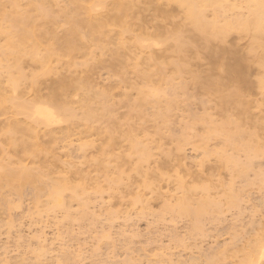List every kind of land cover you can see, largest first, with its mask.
Instances as JSON below:
<instances>
[{"label":"bare ground","instance_id":"6f19581e","mask_svg":"<svg viewBox=\"0 0 264 264\" xmlns=\"http://www.w3.org/2000/svg\"><path fill=\"white\" fill-rule=\"evenodd\" d=\"M58 1L8 0L9 8L7 9L5 0H0V38H4V44H0V53L4 55L5 59L3 68H0V70L2 69L0 76L2 72L7 74L8 87L13 91L17 88L23 90L25 87L28 92H33L32 98L17 101L13 93L7 94L8 89L5 86L3 88L0 79V116H5L3 121L0 119V135L13 156L14 154L15 156L16 154L27 155L26 157L31 158L30 160L34 158L35 163L39 157L42 159V156H46L47 159V154H51L52 147L51 144L49 147L40 141L42 136L39 132L42 130L40 126L49 134L46 133L47 136L53 137L49 140L55 142V135L51 136L50 133L54 132L56 127L52 129V125L57 123L60 126V122H66L65 127L71 129L73 121L74 124H77L78 120H81L82 125L86 124L87 127L82 129L85 132L89 128L90 130L93 127L96 128L94 124L99 122L101 124L102 121L104 122L103 119L109 121L110 124L108 122L109 125L104 130L108 135V140L105 142L107 146L108 144L109 146L114 145L113 143L117 141L115 133H121L122 129L117 131L121 125L116 121L117 119H114L115 116H111L115 106L113 100L111 103L109 101L111 91L109 94L108 90L94 92L91 89L88 75L95 67H103L111 71L118 76L121 83L129 81L126 72L131 68L132 73L141 80L142 87L136 88L133 84L130 85L137 91L135 99L130 100L126 93H122L121 100L124 106L128 107L129 118L169 121L171 110L176 106L175 98L161 96L154 89L149 90L144 87L160 84L165 80V69L170 67L171 75L169 76L170 83H168L170 87H173L172 80L187 74L189 81L179 83L178 88L184 90L190 86L199 93L206 94L215 103V108L218 110L215 111L220 112L222 116L220 122H215L208 115L193 117L192 114L191 118L194 119L188 125L184 124L187 133L182 134L183 137H180L179 141L177 140L181 142L176 148L181 149L184 144L192 143L187 130L198 124L202 125L203 132L201 135L198 134V139L196 136L198 140L196 146L206 150L209 140L220 138L225 146L232 148V153H226L224 150L212 153L218 157L221 165L230 171L232 177L245 180L246 185L251 183L247 176L251 170L253 171V159L264 153V120L253 121L250 118V101L241 88L242 82L245 81L243 67H246L247 59L237 56L235 52H230L223 46H217V43L223 42L232 29L251 34L253 41L246 54L252 55L259 66L264 69V57L257 52V48L264 50L261 42L264 36L263 0H241L240 3H243L242 5L247 9L246 15L238 14L229 18L225 16V13L228 10L241 7V4L228 0H65L64 7L53 11L51 5H56ZM163 3H173L181 7L183 22H173L170 16L164 14L160 7V4ZM98 7L105 8L103 14L96 13ZM207 9L212 10L215 14L210 20L205 17ZM145 11H151L149 18L146 17ZM220 17H222L221 20ZM60 26L64 27L60 30ZM127 34H131V41L127 39ZM131 47L139 48L140 53L137 54V49L133 51ZM143 48H148V52L142 54ZM93 50H97L99 55H107V59L97 58V56L94 58ZM77 55L84 56V63L80 64L86 67L83 70L84 77H75L68 73L58 75L57 69L51 65L53 60L58 63L63 62L66 72H70L72 68L76 67V64L78 65L74 61V57ZM87 57L93 61L88 62ZM26 59L38 66V71L24 72L23 63ZM202 59L207 60L208 68L206 70L194 69V63L202 61ZM52 75L56 77L50 84L46 83V96L42 93L44 96L42 98L41 92H39L41 79L49 78ZM257 84L260 88H264V76L258 79ZM42 85L44 89V84ZM172 94L174 91L170 93V95ZM73 95H81V97H77L79 100L76 99L79 104L74 105L77 108L79 106L76 110H80L79 116L78 113L76 114L79 117L78 120H73L76 113L75 107H71L74 102H72ZM116 105H119L117 101ZM201 105L203 106L202 103ZM148 106L152 107L154 111L147 113ZM60 115L65 116V122H62L64 116L61 119ZM20 116L23 119H20ZM69 116H71L70 120H68ZM70 121L72 122L69 123ZM251 122L253 129L250 130L251 127H247L249 129L247 130L244 125ZM127 127L129 130L126 128L122 137L126 136L131 143V153L136 156V163L132 170L139 173L142 172V163L150 155L149 148L134 134V131L141 128L140 126L131 124V127L129 125ZM101 133L103 132L101 131ZM104 147L106 145L102 147L103 149H99L101 153L103 151L101 156L106 155ZM207 150L205 153H209ZM239 154L244 156L243 160L239 159ZM99 158H97L98 161ZM17 162L15 164L9 156L7 160L6 158L0 159V190L6 187L10 193L20 194L23 188L33 187L37 199L40 193L44 194L45 192L46 202L44 203L47 208L63 207V195L68 191L70 198L78 201L82 208L86 205L84 196L87 193L85 194V185L82 183L85 182L82 176L84 173L81 174V179L83 178L82 182L80 180L81 183H73L72 180L63 177L64 175L57 178L52 176V179L47 181V173L52 174L50 169L45 171L43 167L37 165L27 167V165L20 164L18 160ZM165 163L167 162L164 161ZM46 165H49V162ZM99 165L102 166V170L106 169L103 161L99 162ZM119 170L117 169L116 172ZM121 171L117 172L116 177L114 175V178L109 179L111 188L121 183L123 176ZM205 171L204 169L203 172ZM209 175L211 176V174ZM158 177H161L160 174ZM205 178L204 182L194 185H188L184 182L185 180L179 178L177 185L181 190V196L174 203H164L158 216L170 213L176 217H186L190 221L188 231L190 229V233L193 232L194 235L202 234V222L206 221V218L216 216L215 214L220 213L221 210V199L216 200L210 197V189L213 188V184L210 183V177ZM152 185L153 183L150 181L143 180L144 189H151ZM237 190L232 182L225 187L224 198L227 206H237L239 196ZM195 195H199L198 198L195 199ZM1 199L3 204L1 206L6 204L5 206L10 210V204L12 205L9 203L10 200L8 202L6 198ZM140 200H142L140 196H133V203L141 202ZM181 247L184 250L188 249L186 244H182ZM221 247L219 246V248ZM245 247L242 248L243 250L241 249L242 251L240 250L243 256L239 259L238 264H264V230L261 229L259 233L255 234ZM236 248L233 250L236 251ZM227 250V247L220 251L218 249L219 252L216 254L213 252L212 256L208 255L209 252L204 255L201 251V257L200 255L186 254L184 260L171 263L220 264L222 260V264H226V261L223 260ZM127 261L129 264H134L133 261L131 263L130 260ZM227 264L229 263L227 262Z\"/></svg>","mask_w":264,"mask_h":264},{"label":"rangeland","instance_id":"374dc122","mask_svg":"<svg viewBox=\"0 0 264 264\" xmlns=\"http://www.w3.org/2000/svg\"><path fill=\"white\" fill-rule=\"evenodd\" d=\"M228 1L241 4V0ZM5 3L8 9V0H5ZM242 4L241 7L235 10H228L225 16L229 18L238 14L246 15L247 9ZM65 5V0H59L56 5H51V9L56 11ZM160 7L161 11L170 16L173 22H183V10L177 4L163 3L160 4ZM104 11L105 8H96L98 14H103ZM145 12L146 17L149 18L151 11ZM214 15L210 9L205 11V17L208 20L212 19ZM221 19L222 17H220ZM167 25H170V23H167ZM63 27L60 26L59 29L61 30ZM126 37L129 41L132 40L131 34H127ZM114 38H116V35H114ZM252 41L251 34L232 29L223 42L217 43V46H223L230 52H235L237 56H243L247 59L248 63L246 67H243L245 81L242 82L241 88H243L244 94L250 101V118L253 121H263L264 88H260L257 81L264 76V69L259 66L252 55L246 54ZM261 42L264 46V36ZM0 44H4V38H0ZM161 46L164 47V45ZM131 49L133 51L137 49L138 53H136H140L139 48L131 47ZM261 49L257 48V52L264 57V50ZM142 50L145 51L141 52L142 54L148 52V48ZM93 53L95 54L94 58L95 56L106 59L108 57L107 55H99L100 53L97 50H93ZM86 60L88 62L93 61L89 57ZM74 61L78 65L76 64V67L72 68L73 70L71 69L70 72H66L63 62L58 63L53 60L51 65L57 69L58 75L68 73L75 77H84L83 70L86 67L80 65L84 63V56L77 55L74 57ZM196 63L193 65L194 69L206 70L209 66L206 59ZM4 64V55L0 53V68H3ZM169 68L165 69V80L161 81L160 84H151L144 87L149 90L154 89L161 96H173L175 98L176 106L171 110L167 123L161 119L144 118L139 120L134 117L129 118L128 107L124 106L121 100L123 98L122 93H126L128 99L132 100V98L137 97V91L134 87L143 86L141 80L132 73L131 68L126 72L129 84L128 82L121 83L118 76L103 67H95L89 72L88 82H90L91 89L94 92L108 90L110 94L111 91L109 101L111 103V100H113L115 105L111 116H115L114 119H117L116 121L121 125L120 130H117L121 131L122 129L121 133L114 132L117 141L113 143V146L108 144L109 148H107L105 142L108 140V135L104 131L110 124L109 121V124L105 119L101 124L95 122V127L99 128L97 130L93 127L92 130L89 128L90 131L87 130L88 132L82 131L83 128L85 129L86 124L83 123V126L81 120H78L80 110H76L79 106L78 108L74 106L79 104L76 102V99L79 100L77 98L79 95L72 96V102L75 103L73 102L71 105V107H75L76 113L74 115H78V118L72 115L73 120H78L77 124H74L73 121V125L71 124L73 127L67 129L65 127V116L60 115L59 118L61 119L64 116L62 122L65 123L60 122V126L57 123L54 126L52 125V129L53 127L56 128L54 132L50 133L51 136L55 135V142L49 140L53 137L47 136L48 133L40 126V129H42L39 131L42 135H40V141L46 143L49 147L51 144L52 147V152L49 155L47 154V159L46 156H42V159H39L41 158L39 157L35 163L34 158H32V161L31 158L26 157L27 155L16 154L15 156L14 154L13 156V153L8 151L7 145L3 142L2 135H0V157L2 159L6 158L7 160L9 156L15 164L18 160L20 164L27 165V167L37 165L43 167L45 171L50 169L52 174L47 173V181H50L52 176L57 178L63 175L70 181L72 180L73 183L80 182V180L82 182L84 178L85 182L82 183H84L87 190V192L85 190L87 195L84 196L86 205L83 208L78 201L70 198V192L68 191L63 195V207L47 208L44 203L46 202L45 192L44 194L43 192L40 193L37 199L33 187L23 188L20 194L10 193V190L3 187L4 189L0 190V193L3 192L0 194V264H127V260H130V263L133 261L134 264H173L177 260H184L189 254L200 255L201 251L204 255L209 252L208 255L212 256V254L214 255V253L216 254L226 247L228 249L225 254L227 258L225 257L223 261H226V264L227 262L238 264L239 259L243 256L242 248L261 229L264 230V153L262 156L253 159V171L251 170L247 176L251 183L246 185L245 180L232 177L230 171L225 169L218 157H215L212 153L220 150L232 153V148L225 146L220 138L209 140L206 146L208 149L206 150L209 151L208 154L205 153V149L196 146L197 139L203 132L202 125L198 124L193 126V129L187 130L192 143L184 144L181 149L176 148L181 142H178L179 138L185 135L184 124L186 126L194 119L191 118L192 114L193 117L208 115L215 122H220L222 116L220 112L217 113L215 103L206 94L199 93L190 86L184 90L178 88L183 81H189L187 74L172 80L173 87H170L168 83H170L171 68ZM23 70L26 73L35 72L38 71V66L26 59L23 63ZM55 77L52 75L49 78L41 79L39 92H41L42 98H44L42 93L46 96V86ZM0 79L3 88L5 86L8 89L7 94L13 93L17 101L33 97V92H28L25 87L23 90L21 88H17L15 91L11 90L7 84L6 73L2 72ZM42 84H44V89ZM131 84L134 87H131ZM172 88L174 94L170 95L173 92ZM18 96L20 97L18 98ZM116 101L119 105H116ZM152 110L153 108L148 106L146 112L151 113L154 111ZM229 114H231V111H229ZM4 117L0 116V119L3 121ZM70 118L71 116L68 117V120ZM20 119L23 118L20 116ZM131 124L141 127L136 132L134 131V134L149 148L150 152L147 160L142 163V172L139 173L132 170L136 163V156L131 153V143L126 136L122 137L124 136L123 133L126 132L125 129L129 130L127 126L131 127ZM244 127L247 130H252V122L246 123ZM247 127L251 128L248 129ZM56 130L58 132H55ZM49 141L50 143H48ZM105 145L106 155L101 156L103 151L101 153L99 149ZM238 157L240 160L244 159L242 154H239ZM97 158H99V161ZM47 161L49 165H46ZM101 161L106 166L105 171L99 165ZM164 161L167 163L164 164ZM48 166L50 167L47 168ZM117 169L123 170L117 171L122 172V181L118 186L111 188L110 180L114 178V175L116 177ZM204 169L205 172H203ZM159 174L160 178L158 177ZM200 175L203 177L200 178ZM204 175L206 178L210 177V183L213 184V188L210 189V197L216 200L221 199V210L220 213L215 214L216 216L206 218V221L202 222V234L194 235L193 232L190 233V229L188 231L190 221L186 217H176L173 214L170 215V213H165L161 217L158 216L164 203H174L181 196V190L177 185L179 178L185 180L184 182L188 185H194L204 182ZM85 176L88 178L86 179ZM144 179L153 183L151 189H144ZM230 182L234 184L236 190L238 189V203L235 207H229L225 204V187ZM222 185L225 187H222ZM135 195L140 196L141 202L133 203L132 200ZM198 196L195 195L194 198L196 199ZM1 198L8 199V202L10 200L9 203H12V205L10 204L11 208L9 206L10 210L5 206L6 204H4L5 207L1 206L3 205ZM65 210H68V213ZM191 234H193V237H191ZM181 243L186 244L188 249L184 250ZM219 246L222 247L219 248ZM235 248L236 251L233 250ZM220 262L222 264V260Z\"/></svg>","mask_w":264,"mask_h":264}]
</instances>
